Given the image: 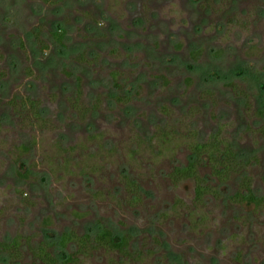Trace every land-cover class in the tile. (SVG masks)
Listing matches in <instances>:
<instances>
[{
  "label": "rangeland",
  "instance_id": "obj_1",
  "mask_svg": "<svg viewBox=\"0 0 264 264\" xmlns=\"http://www.w3.org/2000/svg\"><path fill=\"white\" fill-rule=\"evenodd\" d=\"M263 85L264 0H0V243L17 264L42 243L57 264H264ZM214 135L239 167L222 182L203 154L195 203L170 175ZM245 181L260 205L233 199ZM103 228L126 249L59 246Z\"/></svg>",
  "mask_w": 264,
  "mask_h": 264
},
{
  "label": "trees",
  "instance_id": "obj_2",
  "mask_svg": "<svg viewBox=\"0 0 264 264\" xmlns=\"http://www.w3.org/2000/svg\"><path fill=\"white\" fill-rule=\"evenodd\" d=\"M65 32L58 31L52 33V37L58 44L62 45V41L64 39ZM264 91V85L262 86ZM27 106L30 110V114L33 119H38L40 116L39 108L37 102L29 99L23 98L22 106ZM28 111V110H27ZM221 142L217 139L216 135L212 136V140L209 143H199L196 142L194 146H192V154L190 156V161L187 166L181 168H175L171 173L170 178L173 182L182 181L185 179H194L195 188H194V201L195 203L201 202L202 198L206 193L210 191V187L206 186L203 179L198 178L197 174V166L200 163V157L203 154H207L209 157L208 160L212 163V173L216 176L220 181L224 182L231 172L236 171L239 167L238 157L236 152L230 145H226L221 148ZM125 182L134 187V182L130 181L128 178H124ZM264 180V178H263ZM134 191V190H131ZM135 193V192H134ZM133 193V194H134ZM233 199L239 203L246 202V205H260L263 201L262 197H256L249 183L246 181L240 186V191H238ZM91 237L89 235H83L81 237H76L73 232H67L61 235L59 239V246L61 248H65L68 244L76 242L79 243V250L86 245H90L91 249L95 248H103L105 250H114L122 252L126 249L128 237H116L111 231L106 228L101 229L91 241ZM20 241L19 238H14L10 243H0V254L7 253L8 254V262L4 264H17V260L20 258ZM49 244L42 243L37 248L31 249L32 255L39 260L42 264H57V259L48 251ZM82 251V250H81ZM70 262L72 259L70 257H66L64 262Z\"/></svg>",
  "mask_w": 264,
  "mask_h": 264
}]
</instances>
